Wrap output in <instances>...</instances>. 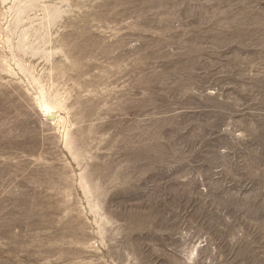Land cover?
Returning a JSON list of instances; mask_svg holds the SVG:
<instances>
[{
  "label": "rangeland",
  "instance_id": "rangeland-1",
  "mask_svg": "<svg viewBox=\"0 0 264 264\" xmlns=\"http://www.w3.org/2000/svg\"><path fill=\"white\" fill-rule=\"evenodd\" d=\"M0 264H264V0H0Z\"/></svg>",
  "mask_w": 264,
  "mask_h": 264
},
{
  "label": "bare ground",
  "instance_id": "bare-ground-1",
  "mask_svg": "<svg viewBox=\"0 0 264 264\" xmlns=\"http://www.w3.org/2000/svg\"><path fill=\"white\" fill-rule=\"evenodd\" d=\"M41 110L43 111L46 118H50L52 122H56L58 119V112L55 111L53 107H51L47 102L41 101L40 102ZM55 116V118H54Z\"/></svg>",
  "mask_w": 264,
  "mask_h": 264
}]
</instances>
